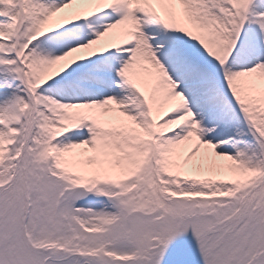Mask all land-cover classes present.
I'll use <instances>...</instances> for the list:
<instances>
[{
	"label": "snow or ice",
	"instance_id": "1",
	"mask_svg": "<svg viewBox=\"0 0 264 264\" xmlns=\"http://www.w3.org/2000/svg\"><path fill=\"white\" fill-rule=\"evenodd\" d=\"M0 264H264V0H0Z\"/></svg>",
	"mask_w": 264,
	"mask_h": 264
}]
</instances>
